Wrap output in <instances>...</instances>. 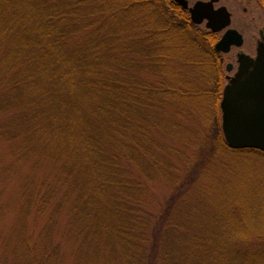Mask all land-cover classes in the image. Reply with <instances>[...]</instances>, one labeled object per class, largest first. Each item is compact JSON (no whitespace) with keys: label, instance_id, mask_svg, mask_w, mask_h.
Here are the masks:
<instances>
[{"label":"trees","instance_id":"trees-1","mask_svg":"<svg viewBox=\"0 0 264 264\" xmlns=\"http://www.w3.org/2000/svg\"><path fill=\"white\" fill-rule=\"evenodd\" d=\"M218 40L172 0H0V147L40 211L68 209L128 264L148 247L160 264H264V232L235 227L243 200L224 223L195 201L210 141L233 152ZM156 187L172 193L159 213Z\"/></svg>","mask_w":264,"mask_h":264},{"label":"rangeland","instance_id":"rangeland-1","mask_svg":"<svg viewBox=\"0 0 264 264\" xmlns=\"http://www.w3.org/2000/svg\"><path fill=\"white\" fill-rule=\"evenodd\" d=\"M197 1L189 0L190 5ZM221 6L227 7L233 14L232 28L244 36V45L238 50L250 56L255 55L256 43L261 39L260 32H264V10L259 2L221 0L216 8ZM201 27L205 28L204 25ZM223 57L224 88L228 83L226 78L235 73V70L228 73L226 67L229 63L236 67L237 61L232 54ZM208 105L211 107L212 101ZM196 108L201 107L197 105ZM219 122L221 125V111ZM165 123L168 126V122ZM213 124L209 122V125ZM210 142L214 155L205 159L208 175L196 185L195 194L199 193L200 197L196 196L195 201H208L212 196L209 200L212 202L208 203L211 204L209 211L218 217V223L220 220L224 223V207L230 211L231 205L236 204L233 201L241 203L243 200L241 205L246 210L242 219L236 220L235 227H242L244 234L264 232V155L223 149L217 152V142ZM4 154V149L0 147V264H128L119 256V252L118 256L111 255L105 248L99 247L96 241L87 240L86 233L81 232L85 230L82 228L84 222L74 223L68 216V209H62L56 216H53L52 208L40 211L41 205L34 203V188L25 187L29 170L24 167L13 168ZM203 187L206 190L199 192ZM151 191L154 195L149 204L153 205L151 208L154 213H159L160 207L172 194L171 190L156 187L151 188ZM229 238L228 235L227 240ZM254 242L255 237H252L247 248L255 246ZM155 256L148 247L144 264H160L154 260Z\"/></svg>","mask_w":264,"mask_h":264},{"label":"water","instance_id":"water-1","mask_svg":"<svg viewBox=\"0 0 264 264\" xmlns=\"http://www.w3.org/2000/svg\"><path fill=\"white\" fill-rule=\"evenodd\" d=\"M190 13L195 25L205 23L213 33H223L215 46L217 53L227 54L232 47L241 48L244 38L232 29V14L224 6L215 8L220 0L198 1L190 6L189 0H173ZM240 67L223 92L222 132L232 150H258L264 153V44H260L256 58L239 55ZM229 64L227 71L231 72Z\"/></svg>","mask_w":264,"mask_h":264},{"label":"flooded vegetation","instance_id":"flooded-vegetation-1","mask_svg":"<svg viewBox=\"0 0 264 264\" xmlns=\"http://www.w3.org/2000/svg\"><path fill=\"white\" fill-rule=\"evenodd\" d=\"M260 35H261V39H259L257 41V43H256V52H255V55H253L252 57H255L257 55V49H258L260 43L264 40V32L263 31L260 32ZM237 50L238 49L233 48L228 54L225 55V56H227V55L232 54L233 55V58H236V61H237V66L236 67L234 66L233 63H229V64H232L233 65V68L232 69H233V71L235 70V73L234 74H236V72L238 71V68L240 66L239 63H238V61H239V54L241 53V51H239V50L237 51ZM222 60L223 61L225 60L223 56H222ZM229 78L230 77H228L227 80H229Z\"/></svg>","mask_w":264,"mask_h":264}]
</instances>
